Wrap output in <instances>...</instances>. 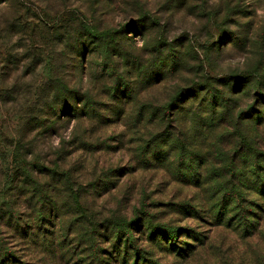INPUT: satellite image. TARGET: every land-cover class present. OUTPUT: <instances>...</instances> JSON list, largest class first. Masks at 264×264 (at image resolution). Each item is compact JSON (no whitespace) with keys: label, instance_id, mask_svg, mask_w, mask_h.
I'll list each match as a JSON object with an SVG mask.
<instances>
[{"label":"rangeland","instance_id":"rangeland-1","mask_svg":"<svg viewBox=\"0 0 264 264\" xmlns=\"http://www.w3.org/2000/svg\"><path fill=\"white\" fill-rule=\"evenodd\" d=\"M85 27L102 35L120 33L111 39L116 46L109 59L98 51L108 41L84 37L85 49L90 47L86 51L68 42L71 33ZM170 57L178 59L180 72L150 80ZM106 66H112L114 75L104 76ZM59 76L69 87L74 114L46 131L39 122L47 120L41 117L43 91L61 81ZM238 79L249 83L241 86ZM116 80L133 94L123 106L110 93ZM197 85L211 90L201 92L200 103H219L221 94L228 100L232 119L218 123L216 132L253 137V122L240 115L249 113L254 94L264 95V0H0V209L9 189L31 190L21 186L23 175L37 178L42 187L56 173L61 188L78 195V205L71 201V207H81L86 230L130 222L144 210L155 225L190 229L202 240L185 262L156 251L153 264H264V223L256 235L244 238L225 226L209 227L177 213L174 204L196 210L200 194L173 183L170 169L153 164L150 153L148 165L139 170L135 166L153 130L141 123L139 114ZM86 103L100 105L95 108L102 115L100 123L92 124L90 117L76 119L85 113ZM112 112L119 113L115 117ZM191 114H182L169 127L177 130L170 138L180 143L174 158L182 151L198 156L210 149ZM212 124L204 121L203 131ZM50 126L48 122L46 128ZM82 260L38 264H84Z\"/></svg>","mask_w":264,"mask_h":264},{"label":"trees","instance_id":"trees-1","mask_svg":"<svg viewBox=\"0 0 264 264\" xmlns=\"http://www.w3.org/2000/svg\"><path fill=\"white\" fill-rule=\"evenodd\" d=\"M119 34L108 32L102 35L85 27L71 33L68 42L72 40L86 51L90 47L85 49L87 46L83 42L84 37L96 43L108 41L105 45H98L99 48L102 47L98 51L109 59L110 53L116 46L111 39L113 36L118 37ZM94 45L96 44L92 42L91 46ZM65 50V46L61 48V51L65 52ZM83 51L78 53L82 56ZM64 57L66 56L63 53L61 59ZM166 63L160 74L149 79L161 80L163 77L180 72L177 58L170 57ZM30 66L31 63L28 68ZM104 69V76L114 75L112 66H106ZM58 80L61 81L55 80L50 88L48 86L43 91L44 104L42 103L41 117L47 120L39 122L40 128L48 129L46 131L54 128L62 119L66 121L71 119L74 114L70 107L69 87L63 83L61 76ZM121 81L116 80L114 86L110 88L111 95L119 97L117 98L119 106L133 99L132 91ZM237 81L241 82V86L244 82L249 83L246 79ZM196 90L200 91L199 94H194ZM210 91V87L200 88L197 85L180 92L176 98L160 107L145 108L138 117L141 123H149L153 130L149 141L144 144L145 147L142 146L139 162H136L135 166L139 170L148 165L147 154L150 153L149 158L153 164L170 169L169 177L173 183L192 188L200 194L196 210L194 207H188L186 203L174 204L177 213L188 214L191 219H197L209 227L225 226L242 234L244 238H250L257 234L260 225L264 223V95L254 94V104L249 108L251 110L248 114L240 115V119L246 115L243 121L251 119L253 122L256 130L253 137L248 135L239 138L237 135L226 134L225 130L220 133L214 130L218 123L223 125L232 118L227 113L229 108L226 107L229 104L223 94L219 103L208 104L205 99V103H200L203 99L197 100L201 92L210 93ZM242 91L232 90L236 94H241ZM75 96L80 98L79 103L81 101L84 103L85 100H82L79 94ZM186 96L189 97L188 101ZM195 104H197L196 110L193 107ZM84 107L85 113L80 112L79 108L75 111L80 112L76 119L81 122L84 117H90L92 124L100 123L102 115L98 116L95 110L100 108V105L86 103ZM118 113L112 112L111 116L116 117ZM182 114L184 116L191 114L195 117V122H198L196 131L202 132L199 137L203 144L208 143L209 150L203 151L198 156L192 152L182 151V154L178 153L175 158L172 157L177 153L176 147L180 143L170 138L171 132L177 130L175 128L169 130V127L172 123H176L177 117ZM121 116L122 114L119 115L120 118ZM204 121L213 124L208 125L203 131ZM48 122H51V126L46 128ZM182 147L184 149L183 145ZM187 156L189 159L186 158ZM55 174L53 173L50 182L42 187L37 178L23 175L25 180L21 186L31 190L26 191L22 187L8 190L6 194L8 200L0 209L2 223L0 224V264H38L40 261L45 263L47 259L64 263L74 261L78 257L86 259L82 260L84 264H106V262L153 264L151 257L156 256V251L162 255L170 254L177 261L185 262L195 255L202 244V240H198L199 238L190 229L155 225L153 216L145 213L144 210L137 212L130 222L103 225V228L97 226L94 228L96 231L86 230L84 224H81L82 219H85L81 207L77 211L71 207V201L73 205H78V195L72 196V192L64 188L63 190L62 180L57 179ZM142 205L145 206L144 203ZM103 243L107 245L104 249H102Z\"/></svg>","mask_w":264,"mask_h":264}]
</instances>
